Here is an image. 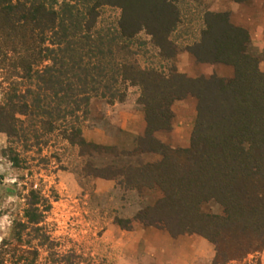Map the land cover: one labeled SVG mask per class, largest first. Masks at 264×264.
<instances>
[{
  "label": "rangeland",
  "instance_id": "rangeland-1",
  "mask_svg": "<svg viewBox=\"0 0 264 264\" xmlns=\"http://www.w3.org/2000/svg\"><path fill=\"white\" fill-rule=\"evenodd\" d=\"M63 1L76 2L55 0L56 6ZM263 1L245 2L262 23ZM168 2L178 12L168 37L162 26L169 13L156 0H100L95 19L88 20L90 33L103 42L112 39L114 47L113 63L101 79L108 88L101 86L105 96L100 91L90 95L85 117L75 112L83 139L95 148L82 151L55 131L40 149H25L17 138L0 130V247L3 240L9 243L0 249V264L19 263V249L26 251L22 256L27 260L32 259L30 250H37L33 264H212L215 246L200 230L212 216H226L229 208L216 197H233L226 198L235 212L225 227L234 232V240L251 242L262 235L264 223L257 216L250 215L248 223L238 213L244 198L242 184L248 183L230 172L239 167V155L234 154L238 145L231 136L237 131L239 111L234 105H218L215 89L200 103L190 91L174 97L171 90L183 78L215 76L198 68L203 61L193 53L204 57L213 52L202 42L209 31L206 21L216 13L210 9L217 2ZM14 36L10 28L0 31V106L8 105L5 116L12 115L13 107L14 117L25 120L17 114L19 94L35 90L38 81L24 74L18 63L35 50ZM51 46L46 38L40 49ZM247 48L264 74V54L251 43ZM177 54H191L192 62ZM47 65L51 61L42 60L34 69ZM185 67L191 76L181 71ZM181 84L186 90L193 88L186 80ZM145 103L162 104V115L157 109L146 114ZM222 116L228 120L224 128L219 123ZM159 119L166 128H155ZM257 155L247 165L264 167V146ZM30 189L49 199L50 209L40 223L48 240L39 245L27 228L19 246L15 225L24 222ZM229 189H235L233 195ZM249 193L264 198V190ZM220 264H264V247Z\"/></svg>",
  "mask_w": 264,
  "mask_h": 264
},
{
  "label": "trees",
  "instance_id": "trees-1",
  "mask_svg": "<svg viewBox=\"0 0 264 264\" xmlns=\"http://www.w3.org/2000/svg\"><path fill=\"white\" fill-rule=\"evenodd\" d=\"M71 1L76 2L71 4L63 1L56 6L55 0H0V31L6 32V28L12 29L15 32L14 37L19 36L21 42L27 44L28 48L33 46L35 50L28 57H20L18 63L19 69L24 74L34 75L39 83H36L35 90L19 94L17 114L24 116L25 120L14 117L16 111L13 107L10 110L12 115L5 116L4 111L8 105L0 106V130L5 131L9 137L17 138L25 149L46 145L49 141L48 135L55 131L70 145L77 146L82 151L85 147L95 148L83 139L75 112L81 111L85 117L88 113L90 95L100 93L101 96H105L106 93L101 92V86L104 90L107 87L101 85V79L106 77L104 70L113 63L111 62L114 59L113 40L103 42L100 37L90 33L91 27L87 24L89 19L90 21L95 19L100 0ZM156 2L165 12L168 11V16L171 18L166 16L168 19H165L162 26L164 37H168L178 20L177 9L168 0H156ZM212 15L213 20L206 21L209 31L204 35L207 37L201 42L213 49V52L204 57L193 54L197 59L205 62H223L232 65L235 69L234 76L229 80L217 76L183 78L181 83L186 80L193 88L186 90L184 85L177 81L174 83L177 86L174 88L173 85L171 90L174 97H178L183 91H190L200 103L207 92L215 89L220 94H218L220 98L218 105H234L239 111V116L237 120L235 119L237 131L231 135L238 145L236 149L238 151L234 154L239 155V169H230V172L243 176L242 180L248 184H242L244 198L238 203L240 209L238 213L240 212L246 220L250 215L257 216L256 219L264 223V198L249 196V192H263L264 167H261L262 169L254 167V169L253 165L251 167L246 162L256 160L258 148L264 146V74L258 70V59L248 54L247 46H250V39L247 31L230 24L226 13H212ZM46 38L52 46L42 50L40 45ZM106 56L110 59L107 62L104 61ZM47 59L51 61V65L44 66L40 71L34 69L38 62ZM108 96L114 97L112 93ZM155 105L145 103L146 114L157 109L162 115V104ZM198 108L200 111V104ZM226 121L228 120L223 116L219 119L221 128H224ZM166 127L165 122L159 119V124L155 128ZM219 138L224 139L221 136ZM246 186L250 188L246 190ZM234 190L229 189L227 192L233 195ZM231 197L222 199L216 197L220 204L229 208L226 209V216H212L208 222L206 221L207 224L203 225L204 229H199L200 233L209 238L215 246L212 264L239 260L264 247V231L262 235H258V239L251 242L243 238L234 240L231 237L234 232L231 233V228L225 227L226 221L232 220L235 212L234 208H230V202L226 201V198L231 200ZM49 209V199L39 191L30 189L25 196L24 222L19 221L15 225L14 234L19 246L22 234L27 228L35 239H39V245L45 244L42 243L44 241L47 242V235L43 233L40 223ZM246 222L249 223L250 220ZM191 223L195 224L194 221ZM191 226L194 225H189ZM8 244L3 240L0 249L8 247ZM23 252L26 251L19 249L17 259L19 263L16 264H33L37 250H30L29 254L32 257L30 260L22 256Z\"/></svg>",
  "mask_w": 264,
  "mask_h": 264
},
{
  "label": "crops",
  "instance_id": "crops-1",
  "mask_svg": "<svg viewBox=\"0 0 264 264\" xmlns=\"http://www.w3.org/2000/svg\"><path fill=\"white\" fill-rule=\"evenodd\" d=\"M217 3L210 11L216 13H226L229 23L233 26L243 28L247 31L250 39V43L254 46L259 53L264 54V22H259V17L253 18L251 15L250 9L245 5L246 0H215ZM264 1L261 3L263 4ZM264 7L261 6V13L264 14ZM249 9V10H248ZM245 10L249 11L250 14H247ZM264 20V19H263ZM191 55V54H190ZM189 54H177V57L186 58L189 62H192ZM178 59V58H177ZM262 63V61L260 62ZM195 66V64L193 63ZM198 68L211 72V75L221 76L227 78H232L235 73V69L232 65L226 64L223 62H201L197 65ZM208 66V67H207ZM210 66V67H209ZM212 66V67H211ZM187 68H181L183 73H186L187 76H191L190 72L186 70ZM219 73V74H218ZM210 75V76H211ZM223 75V76H222Z\"/></svg>",
  "mask_w": 264,
  "mask_h": 264
}]
</instances>
